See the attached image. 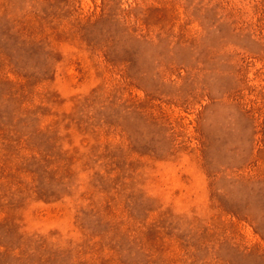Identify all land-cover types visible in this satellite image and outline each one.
I'll use <instances>...</instances> for the list:
<instances>
[{
    "label": "rangeland",
    "instance_id": "rangeland-1",
    "mask_svg": "<svg viewBox=\"0 0 264 264\" xmlns=\"http://www.w3.org/2000/svg\"><path fill=\"white\" fill-rule=\"evenodd\" d=\"M0 264H264V0H0Z\"/></svg>",
    "mask_w": 264,
    "mask_h": 264
}]
</instances>
